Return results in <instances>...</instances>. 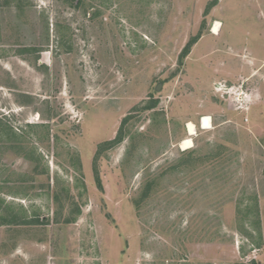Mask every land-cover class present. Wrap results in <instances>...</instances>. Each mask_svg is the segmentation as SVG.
Here are the masks:
<instances>
[{
    "label": "rangeland",
    "instance_id": "1",
    "mask_svg": "<svg viewBox=\"0 0 264 264\" xmlns=\"http://www.w3.org/2000/svg\"><path fill=\"white\" fill-rule=\"evenodd\" d=\"M2 1L0 264H264V0Z\"/></svg>",
    "mask_w": 264,
    "mask_h": 264
},
{
    "label": "bare ground",
    "instance_id": "2",
    "mask_svg": "<svg viewBox=\"0 0 264 264\" xmlns=\"http://www.w3.org/2000/svg\"><path fill=\"white\" fill-rule=\"evenodd\" d=\"M222 27V23L220 20H215L212 28H211V32L214 35H218L220 33ZM200 123H201V127L203 129H209L212 128V121H211V117L210 116H204L200 119ZM187 133L188 136H186L185 138H183L180 141V147L182 149H189L193 146V135H196V124L193 121H189L187 124Z\"/></svg>",
    "mask_w": 264,
    "mask_h": 264
},
{
    "label": "trees",
    "instance_id": "3",
    "mask_svg": "<svg viewBox=\"0 0 264 264\" xmlns=\"http://www.w3.org/2000/svg\"><path fill=\"white\" fill-rule=\"evenodd\" d=\"M7 4H8V0H3L2 1V5H7ZM194 42H195L194 40H190V41L187 42V44L185 45V47L183 49L181 57H184V56H186L188 54V52L190 50V47L192 46V44H194ZM146 108L149 109V108H152V106H147ZM118 141H120V137H117L114 143H116ZM114 143H112V144H114Z\"/></svg>",
    "mask_w": 264,
    "mask_h": 264
}]
</instances>
